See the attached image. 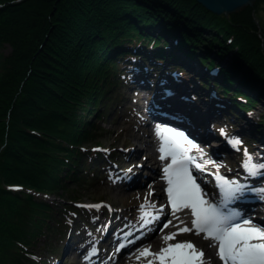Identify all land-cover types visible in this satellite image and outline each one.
I'll list each match as a JSON object with an SVG mask.
<instances>
[{
    "label": "trees",
    "instance_id": "16d2710c",
    "mask_svg": "<svg viewBox=\"0 0 264 264\" xmlns=\"http://www.w3.org/2000/svg\"><path fill=\"white\" fill-rule=\"evenodd\" d=\"M121 1L0 0V264H27L34 242L61 226L68 203L44 193L63 199L67 183L91 182L88 152L80 148L99 128L89 115L105 113L131 46L149 37L154 46L160 38L146 26L160 23L206 66L214 59L205 46L229 53L220 67L225 84H217L247 102L253 96L233 86L230 74L246 87H264V24H254L256 4L224 16L197 0Z\"/></svg>",
    "mask_w": 264,
    "mask_h": 264
},
{
    "label": "rangeland",
    "instance_id": "374dc122",
    "mask_svg": "<svg viewBox=\"0 0 264 264\" xmlns=\"http://www.w3.org/2000/svg\"><path fill=\"white\" fill-rule=\"evenodd\" d=\"M118 1L122 2L121 0H118ZM255 4L257 5V7H256L257 10L254 11L252 18H253L254 24L261 28L259 23H263L264 24V1L253 0L251 3H248L245 6L253 8ZM245 6H241L237 10L230 11L229 13L221 12L218 15L228 16V15H231V13H233V12H236V11H239V10L243 9ZM49 18H50V15L48 14V19ZM207 39L210 40L209 37ZM261 40L262 41H261L260 45H261V49L263 50V53H264V38L261 37ZM199 44H202V43L199 42ZM199 44H198V46H199ZM213 45L215 46L216 44L213 43ZM9 48H10V45L5 42V45L2 48V50H3L4 53H7L9 51ZM202 51H203V53H207V55H209L213 59H215L216 62L219 63V64L227 65L228 61L230 60L229 53H225L223 55H219V54H217L215 52V50L207 48L206 46L204 47V50H202ZM217 74L219 75L220 78L223 76V72H221V70H219L217 72ZM210 75H212V74H210ZM230 76H232V74H230ZM194 79H195V76H194ZM216 85H218V84L216 83ZM262 91L264 92V87H263ZM123 93H126V92L125 91H121L120 83H117V90H116V92L113 93V99L111 100L112 102L110 101L108 107L106 108V110H107L106 114L100 120L97 118V124H99L101 127H105L104 129L98 130L97 135H96V137H97L96 139L100 142V144L102 145L103 148H107V147H109L111 145H114L113 147H119V145H122L124 143L129 142V141L131 142V140H133L131 142V144H135L137 142L136 138L134 136H131V133H130L132 127H134L133 123L130 120V119H132V114L129 111L128 107H122V103H121L120 99L122 98ZM226 94H227L228 97L232 96L231 95V91H227ZM259 97H260L259 100L256 99V98H253L254 102L256 103V105H255L256 108H260L261 109V110H259V113H258V109L257 110L255 109V113H258V114L254 118L253 117L251 118V120H253L255 122L259 121L261 112L264 115V113H263V111H264V96L263 97L259 96ZM116 103H118L119 106L117 104V109L114 112ZM125 104H126V106L128 105V103H125ZM121 111H122V115L119 114ZM95 112L96 111H94L93 113H90L89 116L91 118H94L93 115H91V114H94ZM109 113H111V116L114 115L115 118L114 119H108ZM139 113H143V112L138 110V113L136 114L137 118L139 117ZM222 113L224 115H226V117H227V115L231 114L229 109L227 111H222ZM120 116H121V118H120ZM118 118L121 120L120 123H119V121L115 123V121L119 120ZM216 118L220 119L221 117L220 116H216ZM261 121H263L261 123L262 126L258 127V129L259 130H264V118ZM96 127H98V126H96ZM109 127H110V129L108 130ZM243 131L247 135L250 134V132L247 129L246 130L243 129ZM252 138H254V137H252ZM91 141L94 142L93 140H91ZM91 141L90 142L84 141V143L87 144L86 146L88 147L90 144H92ZM143 153L144 152H142V154ZM142 154L138 155L137 158L141 159V155ZM230 157L231 156L228 154V151L226 150L225 154L223 156V159L225 161H227V163L229 164V167H232V165H234L235 162L232 161V160L230 161V159H231ZM97 173H98V170H96V174ZM72 187L76 188L75 189V193L79 195V197L77 199H80V200H96V199L111 200L113 203H115L117 205H121V204H123L125 202L123 200V198H125V200L128 201L129 193H132V195L135 194L134 190H131V189L127 190L129 192L120 191L117 194H115L114 190L106 188L105 184H101L100 181L97 182L94 178L92 179V182L89 185H87L86 187L77 188V183L76 182H72L70 184H67L66 185V190L63 191V194L69 193V190ZM55 196H56V194L55 195L51 194V195L47 196L46 198L49 199L50 197H55ZM56 199L58 201H61V198H59V197H56ZM74 221L78 222L79 218H78V220L75 219ZM46 236H47V238L50 239V244L49 245H50L51 249L48 250L47 248H45V246L43 245V242L46 241V240L44 239V236H42L40 239L37 240V242L33 246L34 248L32 247L33 248V255H36V253H38L39 254L38 256H45L46 252H49V254L48 253L47 254L49 256L48 258H50L51 252H52V255H54L55 253L58 252V255L61 256L62 247H60L59 239H57L56 237L53 239V235L52 234L49 235V236L47 234ZM64 242H65V239L63 240L62 243H64ZM34 252H35V254H34ZM70 258L72 259V257H70Z\"/></svg>",
    "mask_w": 264,
    "mask_h": 264
},
{
    "label": "bare ground",
    "instance_id": "6f19581e",
    "mask_svg": "<svg viewBox=\"0 0 264 264\" xmlns=\"http://www.w3.org/2000/svg\"><path fill=\"white\" fill-rule=\"evenodd\" d=\"M245 6V5H244ZM257 110V109H256ZM210 142H208L209 144H211L212 142H215V139L212 138L209 140ZM150 142V141H149ZM211 151L215 152L216 149L218 150L219 148H216V146H212L210 147ZM157 149V148H156ZM145 156H144V160L143 163H147V162H153V164L158 163L159 158L156 156V152L152 150V148L150 147V144H148L145 148ZM159 179V178H158ZM157 181V180H156ZM155 182V181H154ZM145 186V185H144ZM148 187V186H146ZM145 188L139 190V193L143 192ZM135 191V190H134ZM173 232V228L172 227H167L162 231V234L159 235L158 237H156L155 239L151 240L148 244H145V247H149L151 250H154L156 247H158L159 245H161V243ZM186 233H177L175 235V237L179 240L181 237H183L184 235H193V233L188 232L187 230H185ZM181 248V245L175 247L174 249H166L164 252L170 254L173 251H177ZM205 254L208 256V258L211 259V263L215 264V260L213 257V253H212V249L210 244L208 243L207 246H205L204 248ZM182 259L183 256L179 255ZM181 258L176 257V260H181Z\"/></svg>",
    "mask_w": 264,
    "mask_h": 264
},
{
    "label": "water",
    "instance_id": "95a60500",
    "mask_svg": "<svg viewBox=\"0 0 264 264\" xmlns=\"http://www.w3.org/2000/svg\"><path fill=\"white\" fill-rule=\"evenodd\" d=\"M205 8L215 14L221 12L229 13L237 10L239 7L251 3L253 0H197Z\"/></svg>",
    "mask_w": 264,
    "mask_h": 264
}]
</instances>
